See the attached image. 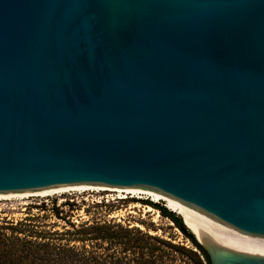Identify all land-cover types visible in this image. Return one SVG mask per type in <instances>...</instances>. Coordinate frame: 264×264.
Segmentation results:
<instances>
[{
    "label": "water",
    "instance_id": "water-1",
    "mask_svg": "<svg viewBox=\"0 0 264 264\" xmlns=\"http://www.w3.org/2000/svg\"><path fill=\"white\" fill-rule=\"evenodd\" d=\"M87 189L264 264V0H0V192Z\"/></svg>",
    "mask_w": 264,
    "mask_h": 264
},
{
    "label": "trees",
    "instance_id": "trees-1",
    "mask_svg": "<svg viewBox=\"0 0 264 264\" xmlns=\"http://www.w3.org/2000/svg\"><path fill=\"white\" fill-rule=\"evenodd\" d=\"M149 204L169 217L194 247L117 222H86L73 224V230L50 231L29 230L20 221L0 224V264H212L180 215L157 202ZM70 234L75 238L64 243Z\"/></svg>",
    "mask_w": 264,
    "mask_h": 264
},
{
    "label": "rangeland",
    "instance_id": "rangeland-1",
    "mask_svg": "<svg viewBox=\"0 0 264 264\" xmlns=\"http://www.w3.org/2000/svg\"><path fill=\"white\" fill-rule=\"evenodd\" d=\"M138 202L141 205L135 206ZM149 202L151 200L145 198L131 196L122 198L118 192L109 190L72 191L63 195L31 196L24 199L0 198V224H17L23 221L26 222V228L29 230L34 228L64 231L73 230V224L80 226L86 222L110 221L138 226L144 230L149 229L152 234L194 247L176 224ZM157 204L167 206L160 202ZM146 205H151L153 209L147 210ZM176 214L180 215L177 212ZM182 219L184 220L183 217ZM74 236L67 235L63 242L68 243L67 239H73ZM71 244L81 245L78 242Z\"/></svg>",
    "mask_w": 264,
    "mask_h": 264
},
{
    "label": "bare ground",
    "instance_id": "bare-ground-1",
    "mask_svg": "<svg viewBox=\"0 0 264 264\" xmlns=\"http://www.w3.org/2000/svg\"><path fill=\"white\" fill-rule=\"evenodd\" d=\"M87 190H101V191L102 190H109V191L118 192L122 198L129 197V196L136 197V198H141V197H138V196L126 194V193L119 192V191H115V190H111V189H87ZM87 190H55V191L0 192V198H4V199L21 198V199H24V198H29L31 196L48 197V196H54V195H63L65 193H70L72 191H74V192L75 191L83 192V191H87ZM154 202H156V201H154ZM139 205H141L140 202H138V203L135 204V206H139ZM166 205L171 210L179 213L184 218V221H185L186 225L197 236L196 232L194 231V229L190 225L189 221L187 220V218L185 217V215L183 214V212L181 211V209L179 207L171 206V205H168V204H166ZM146 208H147V210H152L153 209V207L151 205H146ZM197 238H198V240H200L198 236H197Z\"/></svg>",
    "mask_w": 264,
    "mask_h": 264
}]
</instances>
